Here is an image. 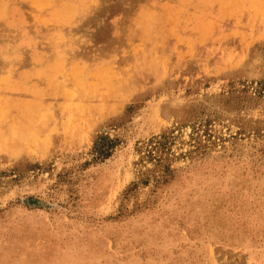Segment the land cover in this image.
I'll list each match as a JSON object with an SVG mask.
<instances>
[{"label":"rangeland","instance_id":"374dc122","mask_svg":"<svg viewBox=\"0 0 264 264\" xmlns=\"http://www.w3.org/2000/svg\"><path fill=\"white\" fill-rule=\"evenodd\" d=\"M0 264H264V0H0Z\"/></svg>","mask_w":264,"mask_h":264},{"label":"trees","instance_id":"16d2710c","mask_svg":"<svg viewBox=\"0 0 264 264\" xmlns=\"http://www.w3.org/2000/svg\"><path fill=\"white\" fill-rule=\"evenodd\" d=\"M114 141L109 137H101L95 142L94 159H104L108 157L110 151L113 149Z\"/></svg>","mask_w":264,"mask_h":264},{"label":"bare ground","instance_id":"6f19581e","mask_svg":"<svg viewBox=\"0 0 264 264\" xmlns=\"http://www.w3.org/2000/svg\"><path fill=\"white\" fill-rule=\"evenodd\" d=\"M78 2V1H77ZM60 4V3H59ZM23 5V4H22ZM88 5H90V4H88ZM80 6H82V5H80ZM88 7V6H87ZM76 8H77V6H76ZM81 8V7H80ZM83 8V7H82ZM14 9V8H13ZM64 9V8H63ZM86 9V8H85ZM13 11V10H12ZM63 11H65V10H63ZM14 12V11H13ZM17 13V12H16ZM61 13V12H60ZM73 16V15H72ZM45 18V17H44ZM5 20H6V18H5ZM20 21H21V19H20ZM11 26V25H10ZM2 32V31H1ZM26 31H22L21 33H25ZM27 35V34H26ZM61 40V39H60Z\"/></svg>","mask_w":264,"mask_h":264}]
</instances>
